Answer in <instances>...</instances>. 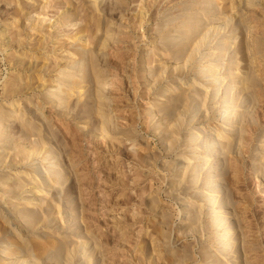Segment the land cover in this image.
<instances>
[{"label": "rangeland", "instance_id": "374dc122", "mask_svg": "<svg viewBox=\"0 0 264 264\" xmlns=\"http://www.w3.org/2000/svg\"><path fill=\"white\" fill-rule=\"evenodd\" d=\"M0 264H264V0H0Z\"/></svg>", "mask_w": 264, "mask_h": 264}, {"label": "bare ground", "instance_id": "6f19581e", "mask_svg": "<svg viewBox=\"0 0 264 264\" xmlns=\"http://www.w3.org/2000/svg\"><path fill=\"white\" fill-rule=\"evenodd\" d=\"M238 4H239V3H238ZM239 19H240V18H239ZM259 44H260V46L262 47L263 44H261V43H259ZM245 78H246V77H245ZM244 81H245V80H244ZM245 82H246V81H245ZM14 83H15V81H14ZM20 84H21V83H20ZM18 85H19V84H18ZM18 85H17V86H18ZM244 86H245V85H244ZM11 87H12V86H11ZM18 87H19V86H18ZM12 88H13V87H12ZM16 89H17V88H16ZM14 90H15V89H14Z\"/></svg>", "mask_w": 264, "mask_h": 264}]
</instances>
